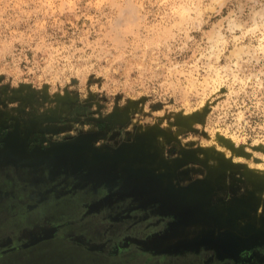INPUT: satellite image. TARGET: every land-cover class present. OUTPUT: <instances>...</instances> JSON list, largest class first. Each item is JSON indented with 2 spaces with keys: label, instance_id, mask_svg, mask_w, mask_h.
<instances>
[{
  "label": "rangeland",
  "instance_id": "1",
  "mask_svg": "<svg viewBox=\"0 0 264 264\" xmlns=\"http://www.w3.org/2000/svg\"><path fill=\"white\" fill-rule=\"evenodd\" d=\"M0 264H264V0H0Z\"/></svg>",
  "mask_w": 264,
  "mask_h": 264
}]
</instances>
